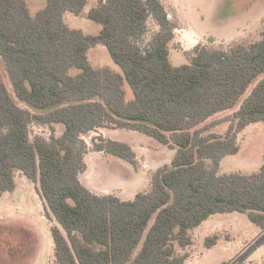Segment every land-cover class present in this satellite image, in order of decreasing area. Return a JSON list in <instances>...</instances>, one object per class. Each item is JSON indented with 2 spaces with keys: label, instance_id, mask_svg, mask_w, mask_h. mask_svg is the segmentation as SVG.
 <instances>
[{
  "label": "trees",
  "instance_id": "obj_1",
  "mask_svg": "<svg viewBox=\"0 0 264 264\" xmlns=\"http://www.w3.org/2000/svg\"><path fill=\"white\" fill-rule=\"evenodd\" d=\"M89 3L46 0L33 16L26 0H0V199L16 190L19 172L36 185L55 264H186L192 231L216 214H246L264 231V163L253 174H220L241 150L239 135L264 123V28L254 42L198 45L175 66L178 27L163 0H99L86 11ZM68 12L101 31L70 28ZM150 21L158 31L146 40ZM99 45L121 73L92 65ZM32 124L51 137H32ZM222 124L224 134L213 131ZM104 130L144 134L175 156L132 200L96 194L80 179L89 168L85 136L99 133L94 152L139 163L130 144ZM218 240L208 237L205 247Z\"/></svg>",
  "mask_w": 264,
  "mask_h": 264
},
{
  "label": "rangeland",
  "instance_id": "obj_2",
  "mask_svg": "<svg viewBox=\"0 0 264 264\" xmlns=\"http://www.w3.org/2000/svg\"><path fill=\"white\" fill-rule=\"evenodd\" d=\"M26 1L33 16L46 6V0ZM98 1L90 0L86 11ZM163 3L178 27L174 32L178 49L171 53L175 66L187 64V55L198 45L227 48L235 42L250 43L261 38L264 0H163ZM64 17L70 28L82 30L85 34L97 35L101 31V25L86 17L70 12ZM149 27L146 40L158 31L153 21ZM89 58L95 68L109 66L121 73L104 46L92 48ZM4 76L10 87L9 78L5 73ZM125 90L127 100H132L133 93L128 84ZM16 101L21 108L35 112L25 103ZM229 114L219 115L217 119ZM228 126L222 124L213 131L224 134ZM103 133L100 132L106 138L130 144L139 163L135 167L113 156L96 153L92 138L99 133L85 136L83 139L90 147L89 168L80 179L96 194H117L124 200H132L138 193L150 190L152 175L159 168L171 165L175 156V151L138 132L104 130ZM51 134L48 127L31 125L32 137L50 138ZM239 143L240 152L221 162L220 174H253L260 169L264 163V123L249 126L239 135ZM16 181V190L0 199V264H55L52 223L46 218L36 185L21 172ZM214 235L219 237L218 244L206 248L205 240ZM192 236V256L186 264H237L249 260L264 264V231L251 223L246 214L213 215L192 231Z\"/></svg>",
  "mask_w": 264,
  "mask_h": 264
},
{
  "label": "crops",
  "instance_id": "obj_3",
  "mask_svg": "<svg viewBox=\"0 0 264 264\" xmlns=\"http://www.w3.org/2000/svg\"><path fill=\"white\" fill-rule=\"evenodd\" d=\"M102 132V134L104 135V133H103V131H101ZM117 195V194H116ZM120 197V196H119ZM121 198V197H120ZM260 260V259H259ZM251 261H255V260H249V261H247L246 263H248V264H254V263H252ZM258 261V260H257Z\"/></svg>",
  "mask_w": 264,
  "mask_h": 264
}]
</instances>
